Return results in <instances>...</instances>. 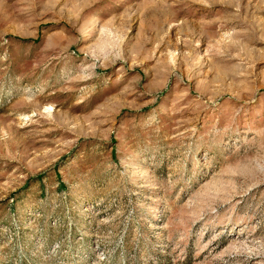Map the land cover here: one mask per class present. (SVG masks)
Masks as SVG:
<instances>
[{
    "label": "rangeland",
    "instance_id": "374dc122",
    "mask_svg": "<svg viewBox=\"0 0 264 264\" xmlns=\"http://www.w3.org/2000/svg\"><path fill=\"white\" fill-rule=\"evenodd\" d=\"M0 264H264V0H0Z\"/></svg>",
    "mask_w": 264,
    "mask_h": 264
}]
</instances>
